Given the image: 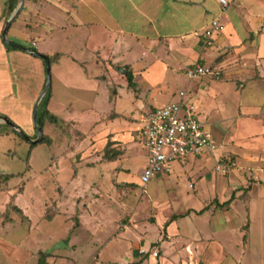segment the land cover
Masks as SVG:
<instances>
[{"label":"rangeland","instance_id":"obj_1","mask_svg":"<svg viewBox=\"0 0 264 264\" xmlns=\"http://www.w3.org/2000/svg\"><path fill=\"white\" fill-rule=\"evenodd\" d=\"M9 1L0 0V49L7 47L2 33L20 2H15V9L10 13ZM34 9L33 0H25L8 37L28 48L46 52L47 56L59 54L60 61L52 65L48 108L62 120L58 124L45 123L43 137L50 136V143L39 142L32 146L14 134L22 144L14 143L8 148L12 150L10 152H4L5 147L0 151V173H22L7 180L0 178V212H5L0 216V264H42V260L43 264H65L63 259L71 260V248L50 254L47 251L55 243L50 248L46 246H51L54 238L64 234L71 239V213L74 215L78 209L77 199L88 201L89 207L95 205L88 200L94 197L92 182L96 189L106 191L103 196L110 198L103 213L97 210L105 225L101 237L95 238L96 249L112 232L121 228L131 230L111 237L99 259L97 256L90 259L96 249L75 251L73 254L82 264H89L88 260H91L90 264H98V260L105 264H264L262 78L254 73L246 77L243 73L227 76L222 72L219 78L203 77L192 81L180 70L168 69L165 74H159L156 61L143 67L148 66L145 73L152 72L151 79L157 80V84L150 85L151 81L144 73L137 76L140 88L131 92L112 84L116 81L111 78L109 65L89 63L91 50L81 44L85 35L80 44L74 46H71V30L49 32L46 39L44 35H36ZM71 54L79 60H72ZM1 56L0 90L9 91L7 88L12 83L6 76L12 78L13 74L6 69L5 56ZM33 56L30 57L38 59ZM150 61L152 58L148 57L144 62ZM120 68L117 67V77ZM160 75L162 77H158ZM20 76L24 79L26 75ZM162 84H166L169 93H157L160 90L157 87ZM200 88L208 89L207 93L199 95ZM116 90L120 93L110 99V94L113 96ZM180 91L187 92L198 118L218 141L219 151L190 156L181 164L175 163L171 173L157 176L145 185L141 180L147 161L141 118L153 108L150 102L158 106L177 101ZM22 92L17 95L18 100L15 98L18 103L8 94H0V101L10 116L23 123L25 109L29 118L32 117L24 96L28 93ZM151 93L156 94V103L152 101ZM114 106L117 110L125 107L134 111L120 117L114 111L111 113ZM134 106L139 109L135 111ZM106 112L108 114L103 117ZM71 116L79 122L71 121ZM29 149L32 151V168L25 170ZM107 151L109 154L119 151L120 154L113 162L105 157ZM92 164L103 173L90 174L88 169ZM113 181L117 188H113ZM24 187L26 189L14 198L28 216L14 209L7 212L6 204L11 196ZM229 199L232 201L225 207L218 204ZM45 201L47 204L43 208ZM93 208L96 210L97 205ZM188 211V215L179 216L177 230L174 220L169 232L166 231L167 220ZM131 220L135 226H130ZM8 222L11 225H7ZM87 226L91 229L94 225ZM150 241L153 242L148 243ZM87 243L92 244L91 241ZM134 254L143 260H137ZM153 257L158 261L154 262Z\"/></svg>","mask_w":264,"mask_h":264},{"label":"crops","instance_id":"obj_2","mask_svg":"<svg viewBox=\"0 0 264 264\" xmlns=\"http://www.w3.org/2000/svg\"><path fill=\"white\" fill-rule=\"evenodd\" d=\"M227 1L229 2L228 6L223 8L219 0H33L36 17L35 33L38 36L39 34L44 35L46 39L49 32L53 33L60 29L71 30V46H74L75 43L80 44L82 36L85 35L81 44L91 50L90 55H88L89 63L93 65L101 64L104 67L109 65L111 68L109 73L110 75L113 74L111 78L116 81L112 82V84H116L118 88H127L131 92L140 88L137 76L144 74L148 67L143 66L156 61L155 66L159 74H165L168 69L180 70L185 73L188 67L197 63L213 64L218 66L222 72L227 73V76L243 73V76L247 77V75L250 76L249 74L254 73V76L262 78L264 84V25L263 28L261 26L264 23V0ZM63 15L67 17V20H65L66 18ZM216 19L219 21L221 28L214 35L211 45H207L202 37L193 36L195 31L203 33L210 26L211 22ZM49 27L50 29H47ZM43 54L48 53L43 52ZM0 55H2L1 58L5 56L4 61L7 62L5 64L6 69H9L13 74L12 78L6 76L12 83L11 87L7 88L9 91L3 89L0 90V94L2 96L8 94L11 100H16L17 95L23 93L22 91L24 90L27 91L28 94L24 96L27 106L29 105L31 109L32 117L34 104L43 90L46 81V69L43 59L17 48L16 50H9L7 47L6 49H0ZM30 56L37 57L38 59H33ZM148 57H151L152 61L145 63L144 61ZM30 59H32V62H30ZM71 59L74 61L79 60L72 54ZM59 61L60 59L58 58L53 65ZM30 65L31 68H26ZM134 65H136V69ZM119 66L122 68L119 69L120 73H118L119 77H117L116 72ZM251 67H254V71L251 70ZM125 71H129L134 76L135 87L129 85ZM24 73L26 76L23 79L20 75ZM245 73L247 74L245 75ZM152 74V72H146L144 75L146 79L151 81L150 85H156L157 83L155 82L157 80L151 79ZM158 77H162V75ZM103 80H105V75L103 76ZM157 88H160L159 91L157 90L158 94L169 93L166 89V84H162ZM213 88L214 86H211V89ZM206 90L208 89L200 88L199 95H205L207 93ZM109 93H111V86ZM113 93V96L110 94V99H115L120 90L113 91ZM153 94L151 93V98L156 103L155 99L157 96ZM17 100L16 103H18ZM138 100L140 99L138 98ZM169 102L172 101L165 103ZM150 104L153 105V108L150 109L161 106H155L153 102H150ZM249 105L252 106V104ZM133 109L136 111L139 107L134 106ZM25 110V120L23 123L21 121L18 122L8 114L0 101V115L7 116L20 126L29 137L34 139L37 130L33 119L29 118L28 110ZM113 111L115 115L121 117V115L128 116L134 110H127L125 107H120L117 110L114 106V109L110 112L113 113ZM107 114L108 112L103 117H106ZM72 117L71 121L79 122L76 119H72ZM58 118L61 119L59 116ZM65 122L70 121L66 120ZM14 131L8 124L0 122V151H4L3 148L5 147L7 150L4 152H10L12 150L8 148L13 146L14 143L18 145L22 144L21 139L14 137V134H17ZM22 138L25 139L24 137ZM29 150L27 154L30 152V162L32 151ZM179 163L181 164L182 162ZM31 168L30 164V167L25 168V170H30ZM90 168L93 170H90ZM88 172L95 175L96 173H103L102 170L98 172L94 164L89 167ZM11 173L8 172V174ZM12 174L17 176L22 173ZM112 184L113 188H117L116 182L113 181ZM25 189L24 187L22 191ZM22 191L18 190L12 196L17 198L16 195ZM91 192H93L94 197H90L88 200L95 202L97 209L93 208L95 206L93 204L92 207H89L88 201L86 203L82 199H77L78 209L74 215L71 213V239L67 238V235L64 234L54 238L51 246H46L50 248L60 240L66 241L69 246L68 249L71 248V251H69L71 252V258L79 263L74 262L72 259H63V262L66 260L71 264L73 262L82 264L73 253L77 250H80V252H86L92 248L95 250L97 248L96 245H98L95 242V238H100L101 233L104 232L103 226L105 223L102 222L97 210L99 209L103 213L106 204L110 202L108 200L110 198L103 196L102 194L106 191L103 188L96 189L93 182L91 183ZM15 198L10 199L6 205L8 206L10 202H13L15 206L28 216L15 203ZM46 204L47 202L45 201L43 208L46 207ZM188 213L180 217L186 216ZM40 214L43 215V212ZM32 224L34 227L33 222ZM89 224H93V228L88 229L87 225ZM129 224L132 226L135 223L131 220ZM7 225H11V223L8 222ZM18 225L21 224L19 223ZM170 225L172 224L170 223L165 228L167 232H169ZM174 226L176 230L180 226L178 219L174 221ZM130 230L128 228H121L115 233L112 232L111 236L109 235L110 237L106 239L107 241L99 242L101 246L91 254L90 259H94L95 256L98 259L101 257L102 252L108 247L107 243L111 237H114L117 233H125ZM27 231L29 232L28 229ZM158 237L160 238L161 235ZM89 241L92 242L91 245L85 244V242ZM153 241L148 243H152ZM135 257L137 260H140L139 257ZM153 258L154 262L158 261L157 257ZM127 260L130 261L129 257H127ZM88 263L90 264L91 260H88ZM97 263L105 264L104 261L99 260ZM156 264L159 263L157 262Z\"/></svg>","mask_w":264,"mask_h":264},{"label":"built area","instance_id":"obj_3","mask_svg":"<svg viewBox=\"0 0 264 264\" xmlns=\"http://www.w3.org/2000/svg\"><path fill=\"white\" fill-rule=\"evenodd\" d=\"M219 2L223 8L229 4L227 0ZM220 28L221 25L216 19L203 33L195 31L193 36L202 37L207 45H211ZM185 75L190 80L205 76L219 78L222 71L213 64L197 63L188 67ZM141 121L147 157L141 178L145 185L157 176L171 173L175 163L184 162L190 156L219 151L218 141L198 118L194 105L189 103L186 91L179 92V100L146 111ZM64 263L71 264L66 260Z\"/></svg>","mask_w":264,"mask_h":264},{"label":"water","instance_id":"obj_4","mask_svg":"<svg viewBox=\"0 0 264 264\" xmlns=\"http://www.w3.org/2000/svg\"><path fill=\"white\" fill-rule=\"evenodd\" d=\"M25 4V0H20L18 7L13 11L11 17L8 19L5 28L3 30L2 33V38L3 41L10 46H13L17 49L20 50H24L32 55H35L37 57H40L41 59H43V62L45 64V69H46V85L44 87V89L41 91L40 95L38 96L34 107H33V111H32V119H33V123L36 127L37 130V135L38 137L36 139H33L31 137H29L21 128L20 126H18L16 123H14L11 119H9L7 116H3L0 115V122L2 123H6L8 124L10 127H12V129H14L15 131L19 132V134L24 137L27 141H29L30 143H39L42 141L43 139V130L41 128V126L39 125L38 122V110H39V106L40 103L42 102L43 98L46 96V94L48 93V91L50 90L51 86H52V66H51V62L50 59L47 55L39 52L38 50H31L30 48L9 39L8 37V31L14 21V19L19 15V13L22 11L23 7ZM69 246L67 245V243L64 240H60L58 241L52 248H50L47 252L51 253L55 250L58 249H67Z\"/></svg>","mask_w":264,"mask_h":264},{"label":"trees","instance_id":"obj_5","mask_svg":"<svg viewBox=\"0 0 264 264\" xmlns=\"http://www.w3.org/2000/svg\"><path fill=\"white\" fill-rule=\"evenodd\" d=\"M16 1H17V0H10V1H9V4H10V13L15 9V2H16ZM6 46H7V48H8L9 50H16V48L13 47V46H10V45H7V44H6ZM29 48H30L31 50H37L35 47H33V48H32V47H29ZM57 56H59L58 53H57L55 56H52V57H51V56H48L49 59H50L51 65H53L54 62L58 59ZM125 74L127 75V79H128L129 85H130L131 87H134V86H135L134 76H133L129 71H125ZM45 84H46V81H45ZM51 93H52V86H51L50 90L48 91V93L46 94V96L43 98L42 102L40 103L39 110H38V122H39V125L41 126L42 130L44 129L45 123L48 122V121H49L50 123H56V124L60 123V122H59L60 119L58 118V116H57L56 114H54V113H53L51 110H49V108H48V100H49V98H50V96H51ZM3 116H5V115H3ZM14 132L18 134L17 131H14ZM18 135H19V134H18ZM20 136H21V135H20ZM37 137H38V135H37V133H36L35 138H37ZM21 138H22V136H21ZM35 138H34V139H35ZM51 140H52V138H51L50 136L44 135V137H43V139H42L41 142H48V143H50ZM31 145H32V146H36L35 143H31ZM109 150H110V147H109ZM119 154H120L119 151H112V153H110V154H109V152L107 151L106 154H105V157H106L108 160L112 161V160H114V159L116 158V156L119 155ZM29 158H30V152L28 153L27 157L25 158V161H26L27 167H30ZM13 176H15V175L12 174V173H11V174H8V173H1V174H0V178H1V179L4 178L5 180H7V179H9L10 177H13ZM21 191H22V190H21ZM233 198H234V197H232V199H233ZM12 199H14V196H12ZM232 199H229L228 201H225V202H223V203H219V202H218V204L221 205V206H223V207H225V206H227V205L232 201ZM12 209L17 210L20 214H23V211H22V210H20L17 206H15V205L13 204V202H10V203L8 204V206H7V212H10ZM203 211H204V210H201L200 212H203ZM188 212H190V211H188ZM2 215H5V212H4V213H0V216H2ZM179 216H181V215H173V216L171 217V219H169V220L166 221L165 226L167 227L171 222H173L174 220L178 219ZM166 227H165V228H166ZM43 263H45L44 260H42V264H43Z\"/></svg>","mask_w":264,"mask_h":264}]
</instances>
